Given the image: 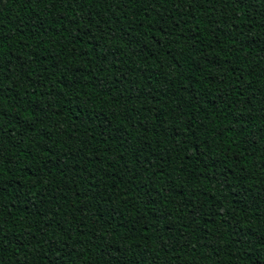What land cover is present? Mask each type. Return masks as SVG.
<instances>
[{"label":"trees","instance_id":"obj_1","mask_svg":"<svg viewBox=\"0 0 264 264\" xmlns=\"http://www.w3.org/2000/svg\"><path fill=\"white\" fill-rule=\"evenodd\" d=\"M0 264H264V0H0Z\"/></svg>","mask_w":264,"mask_h":264}]
</instances>
